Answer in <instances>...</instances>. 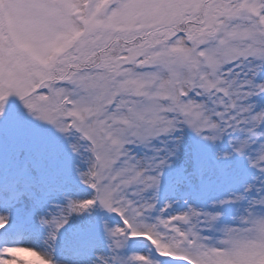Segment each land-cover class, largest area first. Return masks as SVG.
Returning a JSON list of instances; mask_svg holds the SVG:
<instances>
[{"label": "snow or ice", "instance_id": "1", "mask_svg": "<svg viewBox=\"0 0 264 264\" xmlns=\"http://www.w3.org/2000/svg\"><path fill=\"white\" fill-rule=\"evenodd\" d=\"M0 264H264V0H0Z\"/></svg>", "mask_w": 264, "mask_h": 264}, {"label": "rangeland", "instance_id": "2", "mask_svg": "<svg viewBox=\"0 0 264 264\" xmlns=\"http://www.w3.org/2000/svg\"><path fill=\"white\" fill-rule=\"evenodd\" d=\"M24 254H21V256L23 257Z\"/></svg>", "mask_w": 264, "mask_h": 264}, {"label": "clouds", "instance_id": "3", "mask_svg": "<svg viewBox=\"0 0 264 264\" xmlns=\"http://www.w3.org/2000/svg\"><path fill=\"white\" fill-rule=\"evenodd\" d=\"M25 255H27V254H25Z\"/></svg>", "mask_w": 264, "mask_h": 264}]
</instances>
